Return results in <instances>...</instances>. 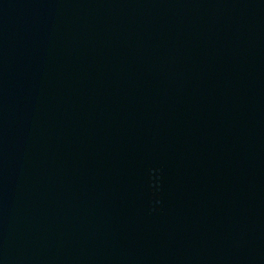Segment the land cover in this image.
Here are the masks:
<instances>
[{
  "label": "water",
  "instance_id": "1",
  "mask_svg": "<svg viewBox=\"0 0 264 264\" xmlns=\"http://www.w3.org/2000/svg\"><path fill=\"white\" fill-rule=\"evenodd\" d=\"M0 264H264V0H0Z\"/></svg>",
  "mask_w": 264,
  "mask_h": 264
}]
</instances>
